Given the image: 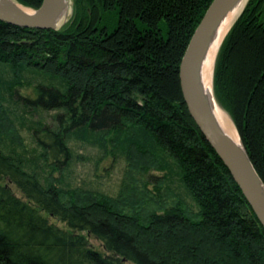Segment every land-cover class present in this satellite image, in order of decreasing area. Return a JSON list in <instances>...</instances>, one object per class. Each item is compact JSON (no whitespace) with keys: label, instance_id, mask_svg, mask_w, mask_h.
Wrapping results in <instances>:
<instances>
[{"label":"trees","instance_id":"obj_1","mask_svg":"<svg viewBox=\"0 0 264 264\" xmlns=\"http://www.w3.org/2000/svg\"><path fill=\"white\" fill-rule=\"evenodd\" d=\"M210 1L71 0L57 29L0 21V179L23 196L0 185V264H264V229L178 86ZM211 86L264 185V0L223 36ZM74 144L124 161L115 195L63 182Z\"/></svg>","mask_w":264,"mask_h":264},{"label":"water","instance_id":"obj_2","mask_svg":"<svg viewBox=\"0 0 264 264\" xmlns=\"http://www.w3.org/2000/svg\"><path fill=\"white\" fill-rule=\"evenodd\" d=\"M243 1L245 0L210 1L180 57L177 78L189 117L264 229V185L239 138L237 141L233 140L218 125L212 112L215 102L212 91L211 96L204 92L199 77L200 64L215 29L226 14ZM66 9V0H41L35 9L25 7L15 0H0V21L24 28L57 29L64 19Z\"/></svg>","mask_w":264,"mask_h":264},{"label":"rangeland","instance_id":"obj_3","mask_svg":"<svg viewBox=\"0 0 264 264\" xmlns=\"http://www.w3.org/2000/svg\"><path fill=\"white\" fill-rule=\"evenodd\" d=\"M66 1H67L66 14L64 16V19L61 21V24L65 23L71 15V0H66ZM245 1H243L241 9ZM211 78H212V71H211ZM27 91L28 90L26 89H19L18 92L20 94H26ZM211 91H212V86H211ZM21 134L24 137V143L26 148L29 151H33L31 149L34 148L35 152H37L38 148H35L36 146L31 141L28 134L25 132H21ZM73 149H74V153H73L74 156L70 160L68 167L62 171L63 182L71 187L89 188L92 190H98L104 192L108 195H115L125 168L124 161L121 159L111 160V158L108 156L103 159L97 160L96 159L97 151L94 148L88 146H78L74 144ZM57 174L58 173L55 171L54 175ZM148 174H149L148 176H144L142 177V179L144 180L147 179L149 181L147 187L150 189L153 181L155 180V178H158L160 176L161 172L151 170L149 171ZM0 185H5L13 192L14 195L23 199V196L20 193V191L12 183H9L5 179H0ZM186 201H189V199H186ZM47 219L48 222L56 225L59 228L62 229L67 228L63 222L57 220L56 218L47 217ZM86 240L88 244H90V246H92L94 249L104 253L103 248L101 247V244L98 240L94 239L91 236H86ZM119 264H133V263L126 260L124 261L120 260Z\"/></svg>","mask_w":264,"mask_h":264},{"label":"bare ground","instance_id":"obj_4","mask_svg":"<svg viewBox=\"0 0 264 264\" xmlns=\"http://www.w3.org/2000/svg\"><path fill=\"white\" fill-rule=\"evenodd\" d=\"M242 3L243 2H241L236 7L232 8L219 23V25L217 26V28L215 29L212 35V38L207 46V49L201 61L200 69H199L200 83L203 87L204 92L208 96L209 95L211 96V71L218 46L223 36L227 32L228 28L230 27L231 23L238 15ZM212 112L220 128L233 140L237 141L238 136L236 134L232 122L230 121L228 115L224 112V110H222L218 106L216 102H214V106H212Z\"/></svg>","mask_w":264,"mask_h":264}]
</instances>
